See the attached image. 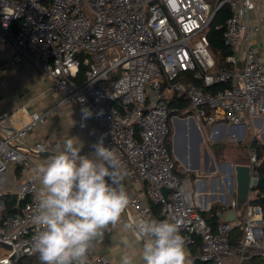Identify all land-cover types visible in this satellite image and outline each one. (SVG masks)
Wrapping results in <instances>:
<instances>
[{"label":"built area","instance_id":"built-area-1","mask_svg":"<svg viewBox=\"0 0 264 264\" xmlns=\"http://www.w3.org/2000/svg\"><path fill=\"white\" fill-rule=\"evenodd\" d=\"M224 5L231 9L224 31L231 69L217 71L207 31ZM257 8L256 0H0V46H10L14 63L34 57L50 80L49 92L61 95L46 111L26 106L0 111V189L14 178L12 165L25 173L33 168V151L53 150L48 140L30 143L33 130L62 106L89 107L105 146L118 152L126 175L145 184L143 196L130 197L128 208L135 217L178 222L187 247L200 239V257L210 264H230L227 258L244 264L248 252L264 260L262 208L248 205L243 224L222 222L215 232L197 209L190 178L178 174L168 147L175 95L189 101L181 112L197 121L224 118L243 126L264 117V62L251 43L260 30L250 23ZM82 66L84 80L78 83ZM118 70L119 77L110 76ZM189 75L204 86L229 85L210 93ZM248 155L252 177L259 181L264 177L261 160L252 147ZM163 188L171 190L167 197ZM39 189L37 179H24L17 187L21 211L0 215V264H22L37 255ZM151 202L161 206L157 218ZM231 206L236 207L235 200ZM236 226L244 236L232 247L229 234ZM87 264L121 263L98 253L94 244Z\"/></svg>","mask_w":264,"mask_h":264},{"label":"crops","instance_id":"crops-1","mask_svg":"<svg viewBox=\"0 0 264 264\" xmlns=\"http://www.w3.org/2000/svg\"><path fill=\"white\" fill-rule=\"evenodd\" d=\"M256 4L258 8L250 14V23L259 25L260 30L251 35V43L264 62V0H256ZM4 50L7 51L6 55L3 54ZM12 54L13 51L10 46L0 47V76H2L0 78V111H12L22 106L38 111H46L52 108L61 95L49 92L50 80L38 65L37 60L34 57H27L22 62L14 63L12 62ZM17 81H20V83L15 86L11 85L12 82ZM81 110V108L73 105L58 108L48 117L45 123L39 125L30 133L29 142H45L48 140L52 143V151H55L58 143L62 144L65 139L74 136L79 138L78 144H83L81 154H91L93 152L92 145L101 136L104 137L105 142L106 137L93 119H82ZM189 118L194 119L196 127ZM187 119H189L187 127H182L181 139L178 144L174 145V142L172 144L173 154L177 157L178 174L183 178H190L194 199L200 212H209L212 208L216 210L217 219L213 222L216 225L214 231L217 232L219 224L225 222L223 216H226L233 209L231 202L236 200V192L232 189L231 177L233 173L230 172L229 165L249 164V147L257 152L258 147L264 145V117L255 116L243 126L232 125L224 118H219L214 123L197 121L193 117ZM171 123L175 129L177 124L173 118ZM203 133L206 139H204ZM203 143L208 144V148L203 147ZM238 147H242V155H239ZM179 150L181 154H179ZM260 153L263 154L262 151ZM201 155L204 159L203 172L201 171ZM32 160L33 168L25 173L21 172L16 166H11L15 176L8 186L0 189L1 216L11 200L10 196H17V187L24 179H37L40 188L37 168L45 163L47 159L32 154ZM187 171L191 175L185 177L186 175L183 172ZM123 183L130 197L136 194L144 195V183L132 182L127 175ZM260 191L264 190L256 189L251 192L252 202L248 205L257 206L254 204V200L261 193ZM3 196L7 197L4 198ZM18 205L19 201L16 203V207ZM247 206L244 208L243 214L236 213L235 220L231 222L238 221L243 224L247 217ZM160 214L161 211L158 215L160 216ZM134 217L132 211L125 209L120 220L112 227L111 231L106 232L103 238L97 239L94 243L97 252L119 263H121V256L125 252H129L135 256L138 264H141L139 253L142 243L136 233L125 227ZM154 217L156 216L154 215ZM237 229L242 231L243 237L244 230L242 227H234L230 234ZM235 237L232 236V238ZM232 238L231 241L234 243L232 247H235L239 241L236 244ZM125 242H127V245ZM187 248L190 252L188 264H193L194 259L202 255V249L196 248L194 251L192 246ZM248 255L255 256L251 252H248ZM37 257L42 264L39 256ZM227 262L233 264L235 259L227 258Z\"/></svg>","mask_w":264,"mask_h":264},{"label":"clouds","instance_id":"clouds-1","mask_svg":"<svg viewBox=\"0 0 264 264\" xmlns=\"http://www.w3.org/2000/svg\"><path fill=\"white\" fill-rule=\"evenodd\" d=\"M81 112L83 120L93 116L89 107ZM77 141L72 136L58 143L37 168L35 247L42 264H87L94 243L111 231L130 203L118 152L105 146L103 136L92 145L91 154H81L83 144ZM125 227L142 240L141 264H188L190 252L178 222L137 216ZM120 259L121 264H138L129 252Z\"/></svg>","mask_w":264,"mask_h":264},{"label":"trees","instance_id":"trees-1","mask_svg":"<svg viewBox=\"0 0 264 264\" xmlns=\"http://www.w3.org/2000/svg\"><path fill=\"white\" fill-rule=\"evenodd\" d=\"M231 16V9L228 5H224L219 11L216 13L212 23L210 24V27L207 31V36L209 38L210 42V49L214 55V59L216 62V70L217 71H226L231 69L230 63L227 61V57L231 54V49L230 47L226 44L224 40V31H225V25L227 19ZM84 80V67L82 66L80 73L78 77L76 78V81L78 83L83 82ZM189 81L193 82L196 85L204 87L206 92L210 93H215L218 91H222L227 86L229 85L227 82H221L218 84H215L213 86H204V83L200 80H197L193 78L191 75H189ZM170 106L172 107L173 112H172V118L176 115H179L180 117H186L188 114H183L181 111L189 106V101L185 99V97H179L175 95L171 100H170ZM170 128H171V133L168 138V144L171 149L172 145V136H173V126L172 123H170ZM172 151V150H171ZM259 151V152H258ZM258 157L261 160V165L259 167V171L262 175H264V145L258 147ZM263 152L261 154L260 152ZM263 155V156H262ZM175 160V159H174ZM175 165L177 166V162L175 161ZM261 193L258 194V197L254 200V204L261 207L263 210L264 214V191H260ZM4 198L7 196H3ZM11 200L6 205V210L2 214V217H8V216H13L17 215L21 211V206L23 203H20L18 207H16V203L18 202V197L16 195L10 196ZM152 209H153V214L157 217H159V210L161 209L160 204L157 203H151ZM202 217L206 219V221L209 223L210 221H214L217 219L216 217V210L212 208L209 212H200ZM210 223L212 229L214 230L215 228V223ZM235 237V238H232ZM230 243L231 245H234V243L231 241V238L234 239L235 243L237 244L238 241H240L242 237V231L241 230H236L230 234ZM193 250L195 251L196 248L202 249V241L200 239L197 240L196 244L192 246ZM38 255H35L32 258L31 264H41L38 260ZM244 264H264V260L259 259L256 256H251L247 262Z\"/></svg>","mask_w":264,"mask_h":264},{"label":"water","instance_id":"water-1","mask_svg":"<svg viewBox=\"0 0 264 264\" xmlns=\"http://www.w3.org/2000/svg\"><path fill=\"white\" fill-rule=\"evenodd\" d=\"M190 121L194 124L196 127V123L194 119L189 118ZM187 118H180L177 116L173 117L174 122L177 124L175 128V132L173 135V142L174 145L178 144V141L181 139V133H182V127H187V121L189 120ZM54 151H40L33 153L35 155H38L40 157L48 159V157L53 153ZM179 154H181V151H178ZM230 172L233 173L232 179V189L236 192V207L231 209L226 216H223V219L225 222L233 221L236 218V213H240L241 215L244 212V208L252 202L250 198V194L253 190L259 189L264 190V177H262L259 181H256L252 177V167L249 164H236V165H229ZM171 192L168 188H163V193L165 197L168 196V194ZM127 211L129 208H126ZM137 235V234H136ZM138 239L141 241V238L137 235ZM39 256V253H37ZM203 263H209L202 260L201 257H196L194 259L193 264H203Z\"/></svg>","mask_w":264,"mask_h":264},{"label":"rangeland","instance_id":"rangeland-1","mask_svg":"<svg viewBox=\"0 0 264 264\" xmlns=\"http://www.w3.org/2000/svg\"><path fill=\"white\" fill-rule=\"evenodd\" d=\"M0 47H4V45H3V46H0ZM6 53H7V51L4 50V51H3V54L6 55ZM120 75H121V70L114 71V72H112V73L110 74V76H115L116 78L119 77ZM110 76H109L108 79H107V81L109 82V84L112 83V82L109 81ZM0 78H2V76H0ZM26 80H27V79H26ZM19 83H20V81L12 82L11 85H12V86H15L16 84H19ZM176 116H179V115H176ZM174 130H175V129H174V125H173V133H174ZM203 134H204V133H203ZM173 135H174V134H173ZM204 139H206L205 134H204ZM172 144H173V136H172ZM202 146H203V147L206 146V147L208 148V144H206V143H203ZM168 147H169V150H170V152H171V149H170L169 144H168ZM241 148H242V147H241ZM241 148H240V147L237 148V149L239 150V155H242V149H241ZM172 153H174V152H173V145H172ZM173 156H174L173 159H175V161H176V160H177L176 155L173 154ZM200 158H201V165H202V169H201V171L203 172V171H204V169H203L204 159H203V156H202V155L200 156ZM180 165H181V164H180ZM177 172H178V170H177ZM183 173L186 175L185 177H188V176L191 175L189 171H187V172H183ZM5 249H6V247H5ZM33 257H34V256H33ZM33 257L23 259V260L21 261V263H22V264H31V261H32V258H33ZM258 258H259V257H258ZM259 259H260V258H259Z\"/></svg>","mask_w":264,"mask_h":264}]
</instances>
